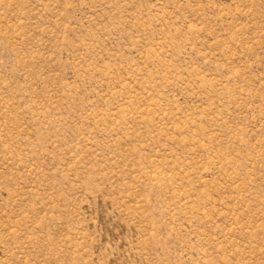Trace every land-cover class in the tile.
Segmentation results:
<instances>
[{"label":"rangeland","instance_id":"374dc122","mask_svg":"<svg viewBox=\"0 0 264 264\" xmlns=\"http://www.w3.org/2000/svg\"><path fill=\"white\" fill-rule=\"evenodd\" d=\"M0 264H264V0H0Z\"/></svg>","mask_w":264,"mask_h":264}]
</instances>
